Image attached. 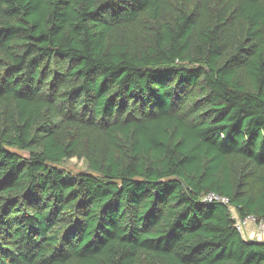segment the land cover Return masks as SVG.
Segmentation results:
<instances>
[{
    "label": "trees",
    "instance_id": "16d2710c",
    "mask_svg": "<svg viewBox=\"0 0 264 264\" xmlns=\"http://www.w3.org/2000/svg\"><path fill=\"white\" fill-rule=\"evenodd\" d=\"M209 192L264 220V0H0V264H264Z\"/></svg>",
    "mask_w": 264,
    "mask_h": 264
},
{
    "label": "built area",
    "instance_id": "2783aa9c",
    "mask_svg": "<svg viewBox=\"0 0 264 264\" xmlns=\"http://www.w3.org/2000/svg\"><path fill=\"white\" fill-rule=\"evenodd\" d=\"M203 200L207 203H220L226 206L230 211V220L235 223V229L243 239L256 241L257 239L264 237L263 219H258L253 215L239 216L230 205L228 198L213 192L204 194Z\"/></svg>",
    "mask_w": 264,
    "mask_h": 264
},
{
    "label": "rangeland",
    "instance_id": "374dc122",
    "mask_svg": "<svg viewBox=\"0 0 264 264\" xmlns=\"http://www.w3.org/2000/svg\"><path fill=\"white\" fill-rule=\"evenodd\" d=\"M27 153V152H26ZM68 165L71 167V168H73L74 170H78L80 167H79V165H78V163H75V162H68ZM263 239V240H262ZM257 242H264V237H262V238H259V239H257L256 240Z\"/></svg>",
    "mask_w": 264,
    "mask_h": 264
}]
</instances>
